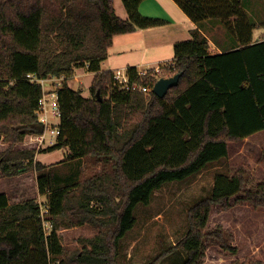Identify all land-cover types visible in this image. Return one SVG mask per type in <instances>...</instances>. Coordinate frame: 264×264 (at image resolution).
<instances>
[{
    "label": "trees",
    "instance_id": "trees-1",
    "mask_svg": "<svg viewBox=\"0 0 264 264\" xmlns=\"http://www.w3.org/2000/svg\"><path fill=\"white\" fill-rule=\"evenodd\" d=\"M122 1L127 18L117 14L114 0H0V138L10 142L0 151V170L11 176L37 170L53 224L46 235L36 199L10 203L0 193V264H49L52 256H64L59 264H117L139 204H149L164 183L228 159L231 142L264 130V38L254 42L256 24L243 0H175L196 24L219 21L237 47L213 54L195 28L192 39L176 42L175 59L156 75L128 67L132 82L151 86L182 72L164 97L122 89L113 71L101 70L115 35L166 23L143 16V0ZM84 66L94 73L88 97L67 82ZM30 76L65 77L58 88L60 132L46 151L66 149L62 164L104 161V171L62 177L35 160L36 149L13 150L27 134L45 129L38 116L43 86ZM258 164L264 168V150ZM232 169L217 173L210 194L188 209L189 228L176 245L186 252L182 264L200 263L207 235L225 242L223 230L208 231L213 209L230 208L241 193L255 208L264 207V180L244 165ZM84 224L97 232L65 256L60 229Z\"/></svg>",
    "mask_w": 264,
    "mask_h": 264
},
{
    "label": "rangeland",
    "instance_id": "rangeland-1",
    "mask_svg": "<svg viewBox=\"0 0 264 264\" xmlns=\"http://www.w3.org/2000/svg\"><path fill=\"white\" fill-rule=\"evenodd\" d=\"M114 5L120 15L128 17L122 0H114ZM254 11L264 19L263 8H255ZM261 29L264 28L256 29V33ZM49 78L51 79L44 83L46 91L54 89L58 82L55 80L56 76ZM92 79L93 74L89 73L86 67L84 72L75 71L67 82L88 97L91 96ZM64 82L65 77L61 78V83ZM50 135L44 146L31 139V134H27L22 141L14 143L12 148L36 149L35 160L41 158L46 161L45 164L62 177L73 170L77 171L78 178L89 177L105 170L104 161L93 159L80 162V165L62 164L66 158V149L46 151V148L53 145L57 139L56 136ZM51 140L54 141L53 144ZM9 145L10 142L2 135L0 151L7 150ZM233 145L234 143L230 145L231 149ZM40 153L45 154L38 157ZM232 166L229 158H223L210 163L200 173L183 180L168 181L160 189H156L151 202L147 205L139 204L135 210L137 221L120 242L117 264H182L186 259V252L182 248H176V245L188 231V209L210 194L217 173H232ZM37 178L35 168L17 176L5 175L0 170V193H5L10 203L32 198L39 203H45L48 194L40 193ZM247 187H250L249 184ZM243 196V193L233 196L230 200L231 207L228 209L218 207L212 210L208 231L223 230L225 242L207 235L203 241V255L199 264H249L251 260H261L264 264V207L255 208L244 200ZM96 232V228L90 224L61 228L59 234L65 247V256L82 249L81 239L93 236ZM50 258L49 264L51 262L59 264L64 256Z\"/></svg>",
    "mask_w": 264,
    "mask_h": 264
},
{
    "label": "crops",
    "instance_id": "crops-1",
    "mask_svg": "<svg viewBox=\"0 0 264 264\" xmlns=\"http://www.w3.org/2000/svg\"><path fill=\"white\" fill-rule=\"evenodd\" d=\"M243 5L256 24L253 32L254 42L262 40L264 29L258 33L256 29L264 28V19L254 10L264 9V0H243ZM139 11L143 16L163 19L166 23L115 35L108 57L101 62V70L112 71L133 66L142 71L172 62L175 59L176 42L192 39L195 28L209 39L213 54L222 53L225 47H237L233 36L219 21L207 19L201 24H196L175 0H143ZM117 14L120 15L118 12ZM78 70L84 72L86 67H79L76 71ZM88 72L94 75L93 72ZM233 143L234 147L231 149L230 145ZM263 150L264 130H260L243 140L231 142L228 158L233 166L244 165L249 168L252 177L261 181L264 180V168L258 164V159ZM41 154L45 153L38 154V157H41ZM38 159L46 163L41 158Z\"/></svg>",
    "mask_w": 264,
    "mask_h": 264
},
{
    "label": "built area",
    "instance_id": "built-area-1",
    "mask_svg": "<svg viewBox=\"0 0 264 264\" xmlns=\"http://www.w3.org/2000/svg\"><path fill=\"white\" fill-rule=\"evenodd\" d=\"M161 66H157L155 68H149L142 71H138L140 75H156L160 70ZM113 71V77L117 83H119L122 89L131 90L134 88H140L144 92L148 93L153 89L154 86L151 85H143L137 81H131V76L127 69L118 68ZM31 81H37L42 84L44 94L40 101V109L38 110L39 120L45 124V129L42 133L39 134H31V139L38 141L43 146L47 142V139L50 136H58L60 132L59 124L61 119V109H60V102H59V94L58 88L62 85L61 78L63 77H56L55 80H58L54 89L46 91L44 87V83L51 78H42L38 79L36 77L30 76ZM53 144L54 141L51 140ZM40 216L43 220L44 230L46 235L50 234L52 230V221L50 220V212L49 208L44 202H40ZM51 264H57L56 262H51Z\"/></svg>",
    "mask_w": 264,
    "mask_h": 264
},
{
    "label": "water",
    "instance_id": "water-1",
    "mask_svg": "<svg viewBox=\"0 0 264 264\" xmlns=\"http://www.w3.org/2000/svg\"><path fill=\"white\" fill-rule=\"evenodd\" d=\"M182 72H179L173 76L160 77L154 84L153 91L159 96L164 97L167 92L179 83V79Z\"/></svg>",
    "mask_w": 264,
    "mask_h": 264
}]
</instances>
